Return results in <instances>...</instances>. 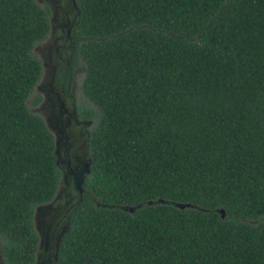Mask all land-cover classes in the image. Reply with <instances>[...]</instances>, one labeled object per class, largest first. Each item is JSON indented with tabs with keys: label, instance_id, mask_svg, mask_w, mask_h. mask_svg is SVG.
<instances>
[{
	"label": "trees",
	"instance_id": "1",
	"mask_svg": "<svg viewBox=\"0 0 264 264\" xmlns=\"http://www.w3.org/2000/svg\"><path fill=\"white\" fill-rule=\"evenodd\" d=\"M74 1L89 171L48 264H264V0ZM48 18L0 0L1 264H35L60 181L27 106Z\"/></svg>",
	"mask_w": 264,
	"mask_h": 264
},
{
	"label": "flooded vegetation",
	"instance_id": "2",
	"mask_svg": "<svg viewBox=\"0 0 264 264\" xmlns=\"http://www.w3.org/2000/svg\"><path fill=\"white\" fill-rule=\"evenodd\" d=\"M39 4L46 5L47 9L49 11V32L48 36L51 32L52 27V17L56 19L57 12L60 14V19L65 18V22L59 24V30L60 32H63V39L64 43L66 44L65 47L67 48V59L60 62L56 66L50 70L48 74V80L50 82L49 86L52 88V85L54 84L57 88V90L60 92L63 99L67 100L70 103L71 109L69 112H67L65 109L58 110V116L59 119L57 120V124L55 126V133L51 131L53 135V141L55 144V155H56V161L59 164L60 168V181L56 190V193L53 197V199L46 203V204H52L56 200H61L58 198V195L63 194L64 201L62 205H58L56 207L57 213L53 216V225L52 226H59L61 229L57 233H51V235L46 237V240H51L52 245L49 247V251L47 250V241L43 242L39 235V241H38V247L40 248L43 246L44 252L47 251L46 256L40 255L39 252L35 254L36 262L35 264H48L51 260V258H54V252L57 248L58 241L65 229V223L62 219L63 213L66 211L69 204L73 201V199L76 197V193H81V183L83 180V177L85 174L88 173L89 169V161L86 156V141H85V134L87 133V130L90 126V120L81 118L77 111V104L84 101V98L82 97V94L79 89V76L81 75V71L74 67L71 71H69L66 75H59L58 73L60 71H66L69 69L68 62L70 57V47L72 43V27L75 23V18L77 16V8L75 5L74 0H36ZM47 39V38H46ZM63 41V40H62ZM42 64V62H41ZM41 78V77H40ZM38 85V83H37ZM37 85L35 89L37 88ZM57 91V92H58ZM61 101L58 98V102ZM41 100L39 101V103ZM39 103L37 105H39ZM63 101L59 105H63ZM36 105V106H37ZM77 128L79 136L81 137V149L83 150L82 153L85 154V158L82 163L77 161L76 164L70 165L69 159H66L64 163L59 161L60 158V151H59V143L58 140L62 137L63 132L69 131L71 128ZM67 138L64 139V142H66ZM65 149L67 151V146L65 145ZM45 205V204H44ZM62 206V207H61ZM36 211V210H35ZM62 224V225H61ZM51 227V223L49 224Z\"/></svg>",
	"mask_w": 264,
	"mask_h": 264
},
{
	"label": "rangeland",
	"instance_id": "3",
	"mask_svg": "<svg viewBox=\"0 0 264 264\" xmlns=\"http://www.w3.org/2000/svg\"><path fill=\"white\" fill-rule=\"evenodd\" d=\"M59 17V12H57L56 19L54 16L52 17V27L49 37L36 45L34 48L36 54L42 62L41 78L39 79L36 88V92L41 95V102L37 106H32L29 102H27L28 108L31 111L38 113L44 119L48 129L52 130L54 133L57 120L59 119L58 110L65 109L69 112L71 109L70 103L63 99L56 86L53 84L52 88H50V82L48 80L50 70H52V68L60 62L67 59L68 50L65 47L66 44L63 39L64 35L63 32H60L59 30V24L64 23L66 17L63 19H60ZM81 76L82 75L79 76V81ZM58 98L61 101L58 102ZM62 101L64 104L59 105ZM66 138L67 140L64 142V139ZM81 142V137L79 136L78 129L76 127L63 132L62 137L58 140L60 151L59 161L64 163L66 159H69L70 165L76 164L77 161H80L81 163L85 161V154L82 153L83 150L80 147ZM65 145L67 146V151L65 149ZM58 198L61 200H56L52 204L42 205L34 212V228L40 239L43 242L47 241L48 251L50 249L49 247L52 245V241L46 240V237L49 238L51 233H57L61 229L60 224L59 226H52L53 216L57 213L56 207L64 204L63 194H60V196L58 195ZM50 223L51 227L49 226ZM43 248V246L40 247L39 254L46 256L47 251L44 252Z\"/></svg>",
	"mask_w": 264,
	"mask_h": 264
},
{
	"label": "water",
	"instance_id": "4",
	"mask_svg": "<svg viewBox=\"0 0 264 264\" xmlns=\"http://www.w3.org/2000/svg\"><path fill=\"white\" fill-rule=\"evenodd\" d=\"M39 207H40V206H39ZM39 207H37L36 210H37ZM217 211L220 213L221 216H223V214H222V213H223L222 208L218 209Z\"/></svg>",
	"mask_w": 264,
	"mask_h": 264
}]
</instances>
